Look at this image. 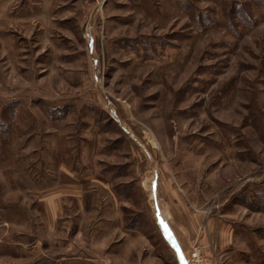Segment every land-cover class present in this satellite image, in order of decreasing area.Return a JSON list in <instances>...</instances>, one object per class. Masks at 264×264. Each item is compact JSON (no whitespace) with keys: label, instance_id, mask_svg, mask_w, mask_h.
<instances>
[{"label":"rangeland","instance_id":"obj_1","mask_svg":"<svg viewBox=\"0 0 264 264\" xmlns=\"http://www.w3.org/2000/svg\"><path fill=\"white\" fill-rule=\"evenodd\" d=\"M170 226L264 264V0H0V264H177Z\"/></svg>","mask_w":264,"mask_h":264},{"label":"crops","instance_id":"obj_2","mask_svg":"<svg viewBox=\"0 0 264 264\" xmlns=\"http://www.w3.org/2000/svg\"><path fill=\"white\" fill-rule=\"evenodd\" d=\"M168 230H169L168 231L169 242L172 244L173 252L175 253V257L178 261L177 264H189L188 255L187 252H185V248L182 245V241L179 233L177 235L175 230L171 226Z\"/></svg>","mask_w":264,"mask_h":264},{"label":"built area","instance_id":"obj_3","mask_svg":"<svg viewBox=\"0 0 264 264\" xmlns=\"http://www.w3.org/2000/svg\"><path fill=\"white\" fill-rule=\"evenodd\" d=\"M194 253L191 255L192 256V259H194V262L196 263V264H210L209 262H207V263H205V261H204V263L202 262V259H200L199 258V253L196 251V249H194ZM189 261V260H188ZM190 263V262H189Z\"/></svg>","mask_w":264,"mask_h":264}]
</instances>
